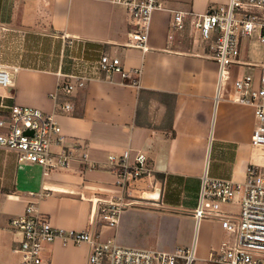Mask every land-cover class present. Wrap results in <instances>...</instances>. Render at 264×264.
I'll use <instances>...</instances> for the list:
<instances>
[{
    "label": "crops",
    "instance_id": "crops-1",
    "mask_svg": "<svg viewBox=\"0 0 264 264\" xmlns=\"http://www.w3.org/2000/svg\"><path fill=\"white\" fill-rule=\"evenodd\" d=\"M20 1L15 13L11 0H0V63L4 55L18 62L5 63L18 67L8 103L56 114L66 141L53 149L66 148L72 156L67 168L46 172L0 148V264H20L13 249L22 236L10 221L30 204L56 228L85 230L95 199L122 194L106 164L109 155L128 149L145 153L155 174L137 196L125 191L127 198L143 200L125 208L115 228L100 227V239L109 229L107 237L121 245L167 253L194 249L196 264H210V252L220 248L226 232L219 219L194 217L204 180L242 186L250 164L264 168V149L251 143L254 107L237 102L233 88L224 92L219 65L205 50L185 51L180 42L173 43L180 34L170 38L171 17L180 10L192 12L195 20L211 4L230 0H190L187 7L164 2L152 15L147 49L132 46V26L122 5ZM102 53L119 57L130 77L95 72L71 96L73 110L63 112L55 95L64 75L73 71L72 58L96 60ZM157 190L160 198H152ZM242 199L240 190L221 204L222 212L238 215ZM88 252L86 244L58 239L44 246L43 258L48 264H86Z\"/></svg>",
    "mask_w": 264,
    "mask_h": 264
},
{
    "label": "built area",
    "instance_id": "built-area-1",
    "mask_svg": "<svg viewBox=\"0 0 264 264\" xmlns=\"http://www.w3.org/2000/svg\"><path fill=\"white\" fill-rule=\"evenodd\" d=\"M107 1L126 9L132 26L129 34L132 46L147 49L152 15L164 8V1ZM173 13L175 17L171 22L170 38L181 34L190 25L196 37L201 38L205 56L219 65L221 87L228 85V68L249 65L243 59L249 42H253V46L264 47V0H230L227 4H212L195 20L192 12L178 10ZM249 66L254 67V74L237 77L233 84L234 99L254 107L256 126L251 143L257 149H264V64ZM72 70L64 75L68 80L61 88L67 96L84 88L95 72L108 76L118 73L123 79L130 77L121 59L106 53L96 60L83 56L72 58ZM17 71V66L0 63V148L15 152L19 162L44 166L46 172L67 168L71 152L66 148L60 152L53 149L54 145L66 141L57 115L40 108L8 103ZM133 84H138V80L134 79ZM57 107L66 113L73 110L70 101ZM83 158L85 160L86 155ZM106 166L116 176L115 185L122 194L95 199L85 230L67 232L56 228L32 204L27 206L24 214L11 219L13 231L22 236L13 249L14 253L22 255L21 264H48L43 258L44 246L58 239L70 244L88 245L86 264H194V249L167 253L124 246L114 239H100V227L115 228L124 209L143 200H131L125 191L144 179L153 178L155 174L148 156L132 149L121 155H109ZM92 167H98L97 163H93ZM240 190L243 191L240 213L222 212L221 204L234 200ZM194 217L219 219L226 232L220 248L211 250L210 264H264V168L258 163L250 164L247 180L242 186L226 180L205 179Z\"/></svg>",
    "mask_w": 264,
    "mask_h": 264
},
{
    "label": "rangeland",
    "instance_id": "rangeland-1",
    "mask_svg": "<svg viewBox=\"0 0 264 264\" xmlns=\"http://www.w3.org/2000/svg\"><path fill=\"white\" fill-rule=\"evenodd\" d=\"M11 1L13 4L12 9L15 11V13H17L21 8L20 5H21L22 1H20V0H11ZM163 1L166 3H169V6L171 4H173L174 6H177V7H181V6L187 7L188 3L190 2V0H163ZM174 17H175V14L172 12L171 21H173ZM17 23H18L17 20L16 21L13 20V25H17ZM172 41H173V43H176V44H177V42H181L180 43V49H183L185 51L194 52L195 50H201L203 52V50H204L201 38L198 39L196 37L195 30H193V28L190 25H188L186 30L184 32H182L178 38H175ZM95 53H98V52L95 51ZM2 59L4 61V64L5 63H8L10 65L18 64L16 58H14V56H12V55H8V56L4 55V56H2ZM243 59H244V61L249 63V65L264 64V47H262L260 45L253 46V42H249L247 44V47H245V49H244ZM90 60H91V58H90ZM249 65L244 66V67H239V66L234 67L233 66V67L228 68L229 75H228V79L226 80V83L228 85H227V87L224 88V92L226 90H232L234 81L237 79V77L239 75H241V74L253 75L254 74V67L249 66ZM65 81H67V79H65V78L62 79V82H65ZM54 170H56V169H54ZM149 182H150V180L144 179V180L140 181L139 183L132 185L129 188V192L131 194H135V192H140L142 185L146 184L147 186H149ZM135 195L137 196V194H135ZM139 197L140 196L138 195V198ZM108 232H109V229H107L105 232L103 231V234L106 236V237H104L105 240L110 239L107 237ZM13 256L15 258H19L20 264H21L22 255L21 254H13Z\"/></svg>",
    "mask_w": 264,
    "mask_h": 264
},
{
    "label": "trees",
    "instance_id": "trees-1",
    "mask_svg": "<svg viewBox=\"0 0 264 264\" xmlns=\"http://www.w3.org/2000/svg\"><path fill=\"white\" fill-rule=\"evenodd\" d=\"M180 43H181V42H180ZM182 43H183V42H182ZM170 47H172V46H170ZM173 48H174V47H173ZM80 96H81V97H85V93H84V92H81V93H80ZM71 100H72L71 96H67V95H65V94L62 92V90H60V91L58 92L57 97H56V103H57V105L60 104V103H63V102L71 101Z\"/></svg>",
    "mask_w": 264,
    "mask_h": 264
},
{
    "label": "water",
    "instance_id": "water-1",
    "mask_svg": "<svg viewBox=\"0 0 264 264\" xmlns=\"http://www.w3.org/2000/svg\"><path fill=\"white\" fill-rule=\"evenodd\" d=\"M160 194H161L160 190H157V193L151 195V197H152V198H154V197H155V198H160Z\"/></svg>",
    "mask_w": 264,
    "mask_h": 264
}]
</instances>
